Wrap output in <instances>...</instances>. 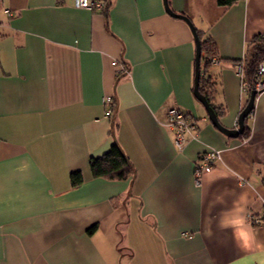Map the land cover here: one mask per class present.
Returning <instances> with one entry per match:
<instances>
[{
	"label": "crops",
	"instance_id": "0c3cea01",
	"mask_svg": "<svg viewBox=\"0 0 264 264\" xmlns=\"http://www.w3.org/2000/svg\"><path fill=\"white\" fill-rule=\"evenodd\" d=\"M73 1L0 0V264H264V223L252 222L264 217V89L247 137H227L193 95V35L163 0H108L105 11ZM167 1L215 42L204 77L220 124L236 128L249 94L235 60L264 35V0ZM172 107L195 120L181 149ZM113 138L132 179L91 174ZM209 150L219 158L196 184Z\"/></svg>",
	"mask_w": 264,
	"mask_h": 264
},
{
	"label": "trees",
	"instance_id": "16d2710c",
	"mask_svg": "<svg viewBox=\"0 0 264 264\" xmlns=\"http://www.w3.org/2000/svg\"><path fill=\"white\" fill-rule=\"evenodd\" d=\"M218 6L227 7L238 0H215ZM109 6V1L104 0V8L101 11H105ZM200 39L201 56H200V79L198 89L200 94L207 99L211 107L213 108L217 118L223 113V108L215 106L212 103V97L215 93V83L204 77L206 68L213 60L217 61V47L211 37H203V33L196 30ZM264 61V35H256L246 46L244 56L235 60L236 65L241 69V80L246 82L249 87V93L253 90L255 82L264 79V73H258V66ZM263 88L257 91H261ZM247 117L244 120V125ZM249 130L244 126L243 132L239 137H247ZM89 168L94 178H103L108 180H127L132 179L135 170L133 165L122 151L118 142L113 138L107 151L100 156L91 157L89 159ZM70 185L72 187L79 186L82 181V173L80 171H73L69 174ZM261 183L264 186V175L261 178ZM254 219V218H253ZM259 224L264 223V217L260 220ZM255 224V223H253ZM96 229V225H92L87 229V233H92Z\"/></svg>",
	"mask_w": 264,
	"mask_h": 264
},
{
	"label": "built area",
	"instance_id": "2783aa9c",
	"mask_svg": "<svg viewBox=\"0 0 264 264\" xmlns=\"http://www.w3.org/2000/svg\"><path fill=\"white\" fill-rule=\"evenodd\" d=\"M73 5L76 8L86 9L90 11H101L104 8V0H74ZM213 62H216L213 60ZM113 65L119 66L120 63L117 61L113 62ZM236 70L238 74L241 76V69L239 65H236ZM126 67L124 65H120L119 69L117 70L116 74L119 76L125 73ZM258 73H264V67L262 64L258 66ZM249 85L242 81V90L245 93L249 94ZM264 87V79L258 80L255 82L253 86V90L258 91ZM104 105V116L105 117H112L114 112V99L111 96H105L102 99ZM166 119H167V126L173 132V142L177 149H181L186 141V136L190 133L192 129L195 128V120L183 113L181 110L172 107L169 108L166 112ZM220 152L215 150H209L203 154H201L195 162L194 167V182L199 184L201 182V177L204 171L214 166L215 162L219 158ZM252 222L258 223V219H252Z\"/></svg>",
	"mask_w": 264,
	"mask_h": 264
},
{
	"label": "water",
	"instance_id": "95a60500",
	"mask_svg": "<svg viewBox=\"0 0 264 264\" xmlns=\"http://www.w3.org/2000/svg\"><path fill=\"white\" fill-rule=\"evenodd\" d=\"M163 5H164V9L165 11L172 17L174 18H178V19H182L184 20L190 30L191 33L193 35V39H194V43H195V58H194V85H193V95L194 97L202 104V106L204 107L207 117L209 119V121L212 123V125L214 127H216L221 133H223L224 135H226L227 137H231V138H236L238 137L244 130V120L246 117H248L253 110L254 107V99L255 96L257 94V91L255 90H251L249 93V97H248V101L246 103V105L244 106V108L242 109V111L239 113L238 117H237V124H236V128L234 129H228L224 126H222L213 110V108L211 107V105L209 104V102L207 101V99L205 97H203L198 89V85H199V79H200V56H201V45H200V39L198 37V34L196 32V29L194 27V25L192 24V22L190 21V19L182 14V13H176L174 12L168 5V1L167 0H163Z\"/></svg>",
	"mask_w": 264,
	"mask_h": 264
}]
</instances>
